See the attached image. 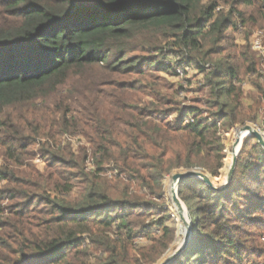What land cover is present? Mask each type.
Listing matches in <instances>:
<instances>
[{"label": "trees", "instance_id": "1", "mask_svg": "<svg viewBox=\"0 0 264 264\" xmlns=\"http://www.w3.org/2000/svg\"><path fill=\"white\" fill-rule=\"evenodd\" d=\"M239 24L264 31V0H0V264H160L171 254L167 177L202 171L218 184L224 135L261 108L258 79L261 96L244 104V80L262 63L231 45ZM183 67L203 75L209 117L170 94L162 76ZM178 195L192 236L171 264H259L255 137L225 191L192 178Z\"/></svg>", "mask_w": 264, "mask_h": 264}, {"label": "rangeland", "instance_id": "2", "mask_svg": "<svg viewBox=\"0 0 264 264\" xmlns=\"http://www.w3.org/2000/svg\"><path fill=\"white\" fill-rule=\"evenodd\" d=\"M220 10L223 9L225 12H229L230 8L223 5L219 8ZM220 10L217 9V12H219ZM238 29L234 32H232L231 38H232V42L231 45L232 46H245L248 45L251 47L252 52H254L258 59L261 60L262 63V71H261V75H259L258 77H247L244 81L243 84V89H244V93H245V97H244V104L245 107L247 109H249V107L254 106V99L256 97H260L258 90L256 88H254L253 86V81H255L256 79L259 80V83L264 87V55L261 54V52L259 50H257L255 48V40L257 41L258 38L260 39L261 44L264 46V31L262 29H256L254 31H252L251 33H249L248 30H246L245 27H242V24L238 25ZM250 36V37H249ZM247 37H249L248 42H246ZM258 37V38H257ZM234 50V49H232ZM186 72H184L182 74V76H168L167 74H164L162 77L165 78V80L168 82V84H170V89L169 92L171 93H175L176 94V99L178 104L181 107H188V108H198L200 110V112L204 115V117H209L208 115V111L209 108L206 105V101L208 98V91L204 86V77L203 75H200L199 72L193 68V67H186ZM183 87V89H181ZM260 111L258 114L255 115V120L251 121V122H246L244 123V126H251L252 128L257 129L264 137V131H263V124H264V97H261V103H260ZM176 117V115H174L173 117H170V120H174V118ZM244 126H241L237 129H234L230 134L228 135H224V144L227 148V160H226V168L224 170V173L230 170V167L232 165V161H233V157H234V153L236 151L239 150V148L237 149L235 147L236 142L238 141L239 137V131L244 128ZM245 135V133L243 134ZM242 135V138H243ZM248 136H245V138L241 139L242 146L245 142V139H247ZM68 141L72 142L74 148L76 150H84L88 149V144L86 143L85 140H83L80 137H70L67 139ZM242 149V147H241ZM240 149V151H241ZM35 165L43 170L46 166L45 161L42 159L40 153H36V159L34 160ZM222 174V177L220 179V182H218V184L216 183V185L218 186H222L225 182H226V175ZM172 176L167 177L166 181H165V191H166V195H167V208L169 209L170 213L173 214L174 216V224L175 227L177 229V239L179 238V245L178 246H174V249L179 248L184 240L185 234H186V227L183 224V218L184 220L189 223V218H188V209L186 208V206H183V218L179 215V211L177 206L175 205L174 201H173V195H172V191H173V185H172ZM187 210V211H186ZM189 212V211H188ZM252 230V229H251ZM258 245L260 247H258L259 250H264V238L262 239L259 238L258 239ZM256 247V245H255ZM173 249V251H174ZM175 249V250H176ZM172 251V252H173ZM171 252V253H172ZM253 261H257L259 262V264H264V257L262 259H252ZM252 261V262H253ZM253 264V263H252Z\"/></svg>", "mask_w": 264, "mask_h": 264}, {"label": "water", "instance_id": "3", "mask_svg": "<svg viewBox=\"0 0 264 264\" xmlns=\"http://www.w3.org/2000/svg\"><path fill=\"white\" fill-rule=\"evenodd\" d=\"M247 131H249L248 137H255L260 146L264 149V137L263 135L255 128H252L251 126H244V128H242L239 131V139L236 142L235 147L238 148V146L240 145V148L238 151H236L234 153V157H233V161H232V165L230 167V170L228 171V175H227V179L226 182L222 185V186H218L216 185L213 180L204 172L202 171H188V172H182V173H176L172 176V185H173V191H172V195H173V201L175 203V205L178 208L179 211V215L183 218V206L185 207L184 203L180 200L179 195H178V188L179 185L187 179H200L203 182H205L211 189L215 190V191H225L228 187L230 182L232 181V178L234 176L235 173V168H236V164H237V160H238V156L240 154V149L242 147V143L241 139H242V135L244 133H246ZM187 211V210H186ZM188 213V218H189V223H187L184 218L183 220V224L186 227V237L184 239L183 244L177 248L175 251H173L171 254H169L167 256L166 259H164L160 264H171L177 257H179L184 250H186L191 236H192V218L190 213L187 211ZM178 241V239H177Z\"/></svg>", "mask_w": 264, "mask_h": 264}, {"label": "built area", "instance_id": "4", "mask_svg": "<svg viewBox=\"0 0 264 264\" xmlns=\"http://www.w3.org/2000/svg\"><path fill=\"white\" fill-rule=\"evenodd\" d=\"M218 10H220V9H218ZM254 43H255V48L257 50H259L261 52V54L264 55V46L261 44L260 39L258 38V40L257 41L255 40ZM185 70H186V67L179 68L178 69L179 76H182V74L184 72H186ZM191 123H194V118L188 117V118L185 119V124H191Z\"/></svg>", "mask_w": 264, "mask_h": 264}, {"label": "bare ground", "instance_id": "5", "mask_svg": "<svg viewBox=\"0 0 264 264\" xmlns=\"http://www.w3.org/2000/svg\"><path fill=\"white\" fill-rule=\"evenodd\" d=\"M248 134H249V131H247V132L245 133V135H243V138H245V136H248ZM243 138H242V139H243ZM238 148H239V146H238ZM238 148H237V149H238ZM186 234H187V233H186ZM186 234H185V237H186ZM185 237H184V239H185ZM183 242H184V240H183ZM182 244H183V243H182Z\"/></svg>", "mask_w": 264, "mask_h": 264}]
</instances>
